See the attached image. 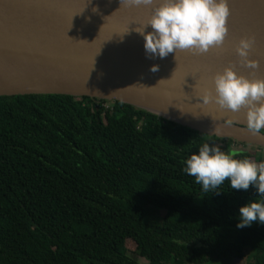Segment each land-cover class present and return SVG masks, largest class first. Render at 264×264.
I'll return each mask as SVG.
<instances>
[{"label":"trees","instance_id":"16d2710c","mask_svg":"<svg viewBox=\"0 0 264 264\" xmlns=\"http://www.w3.org/2000/svg\"><path fill=\"white\" fill-rule=\"evenodd\" d=\"M97 99L0 96V264H143L128 240L149 264H264V225L236 227L254 189L205 192L182 171L236 141Z\"/></svg>","mask_w":264,"mask_h":264},{"label":"water","instance_id":"95a60500","mask_svg":"<svg viewBox=\"0 0 264 264\" xmlns=\"http://www.w3.org/2000/svg\"><path fill=\"white\" fill-rule=\"evenodd\" d=\"M228 3L229 31L222 47L199 55L178 51L175 60L174 53L146 57L134 29L150 8L125 7L120 0H0V96L119 100L202 134L264 148L263 130L246 127L244 109L222 110L197 98L212 88L211 76L229 65L238 74L264 78V0ZM246 36L255 38L249 57L259 62L255 71L239 64L235 53ZM154 64L156 72L150 71ZM229 119L234 123L226 126Z\"/></svg>","mask_w":264,"mask_h":264},{"label":"clouds","instance_id":"9594fccd","mask_svg":"<svg viewBox=\"0 0 264 264\" xmlns=\"http://www.w3.org/2000/svg\"><path fill=\"white\" fill-rule=\"evenodd\" d=\"M121 3L151 9L134 29L143 38L149 59H164L174 53L176 60V53L184 50L197 55L207 53L210 48L222 47L229 31L228 0H120ZM254 43V37L246 36L235 45L238 63L253 71L259 68V62L249 58ZM158 70L155 64L150 68L152 72ZM210 81L212 88L197 97L203 105L215 103L231 112L244 109L246 127L254 133L264 130V78L238 74L235 65H229L215 72ZM233 123L231 119L225 121L226 126ZM214 131L219 133L221 128L216 126ZM182 171L205 192L219 194L215 190L225 182L233 190L247 191L251 187L260 199H250L239 207L236 227H251L253 222L264 225V160L257 163L249 158L238 159L217 144L205 142L185 159Z\"/></svg>","mask_w":264,"mask_h":264},{"label":"rangeland","instance_id":"374dc122","mask_svg":"<svg viewBox=\"0 0 264 264\" xmlns=\"http://www.w3.org/2000/svg\"><path fill=\"white\" fill-rule=\"evenodd\" d=\"M216 144L218 146H220L223 151L229 152L228 151V149H229L232 152L231 154L234 155V157L238 158V159H239V157H238L239 154L243 153L244 151L249 152V154L251 155L250 159L253 160L254 162L258 163V161H256V159H255V155H256V152L259 150L260 146L246 144V143H236V142H232L231 144L228 145L227 142H223V141H217ZM162 213L164 214V212H162ZM127 248H128V254L131 257L138 259L143 264H149V262L146 259L140 257L137 254L136 243L134 241L128 240L127 241ZM245 264H246V262H245Z\"/></svg>","mask_w":264,"mask_h":264},{"label":"built area","instance_id":"2783aa9c","mask_svg":"<svg viewBox=\"0 0 264 264\" xmlns=\"http://www.w3.org/2000/svg\"><path fill=\"white\" fill-rule=\"evenodd\" d=\"M97 100H98V102L100 103L102 99H97Z\"/></svg>","mask_w":264,"mask_h":264}]
</instances>
